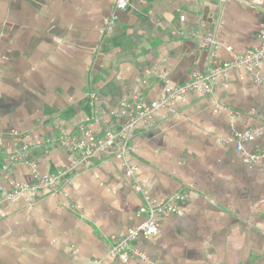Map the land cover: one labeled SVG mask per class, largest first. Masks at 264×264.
<instances>
[{
  "label": "crops",
  "instance_id": "obj_1",
  "mask_svg": "<svg viewBox=\"0 0 264 264\" xmlns=\"http://www.w3.org/2000/svg\"><path fill=\"white\" fill-rule=\"evenodd\" d=\"M0 0V197L15 182L34 181L24 162L9 167L14 143L76 132L87 117L90 88L102 98L93 124L101 134L121 99L162 96L260 43L264 0ZM114 14V29L105 34ZM185 16V20L180 17ZM214 32L213 54L199 34ZM264 57L258 67L218 74L214 92H190L153 112L128 134L127 159L143 186L133 187L122 161L96 154L59 195L26 193L0 202V264H90L108 258L120 233L142 222L144 196L184 193L179 212L138 247L161 264H264V160L242 161L238 133L264 145ZM141 78H147L144 85ZM92 115V113H91ZM42 175L65 169L77 154L57 146L27 153ZM114 264H124L115 262ZM126 264V263H125ZM127 264H144L132 260Z\"/></svg>",
  "mask_w": 264,
  "mask_h": 264
},
{
  "label": "built area",
  "instance_id": "obj_2",
  "mask_svg": "<svg viewBox=\"0 0 264 264\" xmlns=\"http://www.w3.org/2000/svg\"><path fill=\"white\" fill-rule=\"evenodd\" d=\"M127 6V0L115 1L116 9H124ZM180 19L185 20V16H181ZM116 22V16L112 14L106 20V30L112 31ZM259 38L258 46L238 53L234 52L232 46H225L232 55L229 61L217 63L212 58L213 64L207 72L193 74L190 79L181 84L171 86L169 79L164 74H160L159 76L164 81L162 96L155 100L146 101L142 99L141 91L137 90L131 98L119 100L113 109L112 120L101 134L96 132L93 127L101 115L97 108H94L92 115H87L79 123L76 132L62 128L55 137H38L30 143L16 141L12 152L7 157L5 167L16 162H24L33 169L34 181L15 182L12 188L0 197V202L5 199L15 200L26 193L44 192V194L59 195L63 193L64 185L70 183L72 175L80 169L81 165L91 163L96 154H101L104 158L121 160L125 174L133 180L134 189L141 192L143 186L136 177L138 167L127 159V154L131 149V140L128 134L140 122L150 125L153 112L159 108L170 106L176 98L185 99L188 93L195 91L203 94L213 93L218 74L238 66L246 67L249 70L256 69L264 57V28ZM199 44L201 47L208 48L212 54L222 47L214 32L199 34ZM256 76L258 81H264V76L259 75V73ZM146 82L147 78H141L139 84L144 85ZM260 133L259 129H248L236 136L237 149L242 161L246 164H254L264 160V145L253 151L247 150L244 145L245 141L254 140ZM53 145L76 153L77 158L65 169L42 176L36 170V162L30 160L27 153L31 147L47 148ZM185 199L184 193H176L172 197L160 200L144 196L143 203L138 210L139 214L144 217L142 222L119 234L115 243L110 247L108 258L93 259L90 264H114L115 262L127 264L135 259L144 264H161L159 260L141 250L137 242L140 238L151 239L158 236L161 219L179 212L180 204Z\"/></svg>",
  "mask_w": 264,
  "mask_h": 264
},
{
  "label": "trees",
  "instance_id": "obj_3",
  "mask_svg": "<svg viewBox=\"0 0 264 264\" xmlns=\"http://www.w3.org/2000/svg\"><path fill=\"white\" fill-rule=\"evenodd\" d=\"M107 30L105 31V34L108 35ZM102 98L100 96V92L96 89V88H90L89 94H88V98L86 101V107L84 106V111L88 114L91 115L92 111L94 110V108H97L100 106V102H101ZM100 108V107H99Z\"/></svg>",
  "mask_w": 264,
  "mask_h": 264
}]
</instances>
